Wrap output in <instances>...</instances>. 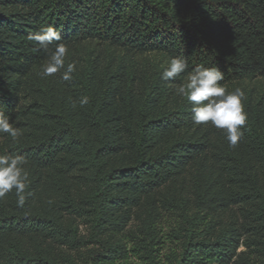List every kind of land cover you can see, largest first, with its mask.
Here are the masks:
<instances>
[{
  "label": "trees",
  "instance_id": "obj_1",
  "mask_svg": "<svg viewBox=\"0 0 264 264\" xmlns=\"http://www.w3.org/2000/svg\"><path fill=\"white\" fill-rule=\"evenodd\" d=\"M46 26L68 48L188 68L165 82L88 59L41 78L48 54L27 36ZM201 65L246 93L235 147L176 94ZM0 111L23 131L0 154L26 158L31 193L0 199V264H264V0H0Z\"/></svg>",
  "mask_w": 264,
  "mask_h": 264
},
{
  "label": "clouds",
  "instance_id": "obj_2",
  "mask_svg": "<svg viewBox=\"0 0 264 264\" xmlns=\"http://www.w3.org/2000/svg\"><path fill=\"white\" fill-rule=\"evenodd\" d=\"M28 41L36 45L37 50L48 54L46 62L42 65L39 75L41 78L54 76L63 69L61 79L71 81L72 74L76 71V62L65 64L69 48L61 41V32L54 26L41 27L38 31L30 32ZM54 45V48L51 47ZM188 68L187 59L172 57L168 66L161 74V80L168 82L176 79ZM225 78L218 67H204L203 65L188 73L186 82L175 89L176 94L186 98L191 103V120L194 126L207 125L209 122L217 129L225 130L227 142L230 147H235L244 135L247 122V112L244 107L246 93L241 88L227 92L221 84ZM89 102L84 96L80 99L83 107ZM73 107H76L73 104ZM0 134H7L13 142L18 141L23 135L21 128L15 126L11 117L0 111ZM27 160L24 156L3 153L0 154V199L9 193L15 194L16 204L23 208L26 204V188L28 186L29 172L25 168Z\"/></svg>",
  "mask_w": 264,
  "mask_h": 264
},
{
  "label": "rangeland",
  "instance_id": "obj_3",
  "mask_svg": "<svg viewBox=\"0 0 264 264\" xmlns=\"http://www.w3.org/2000/svg\"><path fill=\"white\" fill-rule=\"evenodd\" d=\"M88 59L94 61L98 66H105L109 63L113 64L116 61L122 59L123 64L127 68H130L145 76L153 72L162 74L163 70L168 66L169 63L167 59H164L159 55H131L120 49L111 47L108 44L98 42H87L81 45L70 47L65 62H76V66L81 67L82 65L86 64ZM186 78L187 76L183 77L182 83L186 82ZM254 84L259 83L254 82ZM254 84L247 83L246 86L253 87ZM133 264H139V262L134 260Z\"/></svg>",
  "mask_w": 264,
  "mask_h": 264
}]
</instances>
